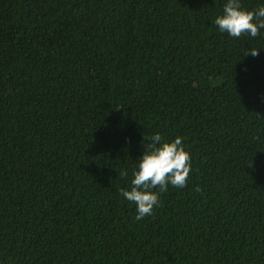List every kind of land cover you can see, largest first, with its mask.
I'll list each match as a JSON object with an SVG mask.
<instances>
[{"label": "trees", "instance_id": "trees-1", "mask_svg": "<svg viewBox=\"0 0 264 264\" xmlns=\"http://www.w3.org/2000/svg\"><path fill=\"white\" fill-rule=\"evenodd\" d=\"M226 2L0 0V264H264V29ZM157 132L192 171L137 221Z\"/></svg>", "mask_w": 264, "mask_h": 264}, {"label": "clouds", "instance_id": "clouds-1", "mask_svg": "<svg viewBox=\"0 0 264 264\" xmlns=\"http://www.w3.org/2000/svg\"><path fill=\"white\" fill-rule=\"evenodd\" d=\"M214 23L220 32L233 38L259 37L264 29V5L248 10L243 7L242 0H227L223 14L217 16ZM249 51L253 57L259 55V49L251 48L244 56L249 55ZM149 139V149L144 151L133 172L131 189L120 191L127 201L136 205L137 221L153 214L154 208L160 205V193L166 192L169 184L178 189L186 187L192 171V157L182 137L167 141L157 132ZM157 188L159 191H154Z\"/></svg>", "mask_w": 264, "mask_h": 264}]
</instances>
